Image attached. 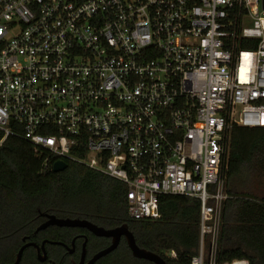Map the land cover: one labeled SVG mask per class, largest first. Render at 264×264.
I'll use <instances>...</instances> for the list:
<instances>
[{"label":"built area","instance_id":"built-area-1","mask_svg":"<svg viewBox=\"0 0 264 264\" xmlns=\"http://www.w3.org/2000/svg\"><path fill=\"white\" fill-rule=\"evenodd\" d=\"M234 126L264 127L262 0H0V145L124 183L133 219L197 198L190 264H249L217 260Z\"/></svg>","mask_w":264,"mask_h":264},{"label":"trees","instance_id":"trees-1","mask_svg":"<svg viewBox=\"0 0 264 264\" xmlns=\"http://www.w3.org/2000/svg\"><path fill=\"white\" fill-rule=\"evenodd\" d=\"M41 163L23 139L9 136L0 145V264L12 263L27 241L70 244L78 228L49 226L35 232L42 214L85 219L106 229L126 224L140 248L156 253L166 264H190L199 237L197 198L164 194L159 198L158 218L133 219L127 214L124 183L68 160L58 172L43 171ZM223 174L228 198L222 206L217 260L264 264V127L232 128ZM102 242L89 247L102 249L108 241ZM45 249L48 255L64 253L59 244L47 243ZM170 251L175 257L169 256ZM18 264L43 263L29 246ZM95 264L151 263L133 258L122 238Z\"/></svg>","mask_w":264,"mask_h":264},{"label":"water","instance_id":"water-1","mask_svg":"<svg viewBox=\"0 0 264 264\" xmlns=\"http://www.w3.org/2000/svg\"><path fill=\"white\" fill-rule=\"evenodd\" d=\"M262 8L264 10V0H262ZM66 167H67V164L65 161L56 160L53 163L52 170L54 172H58V171L64 170ZM42 216L45 217V221L42 222L36 228L35 232H37L39 230H44L45 228H47L49 226L69 227V228H85L96 236L105 237V238L110 239V244L107 247L96 252L91 257V259L87 262V264H93L98 259L104 257L105 255H107L110 252H112L113 250H115L117 248L121 238H124L128 248L131 252V255L134 258L147 260V261H150L154 264H166L165 260L163 258H161L159 255H157L156 253H153L151 251L140 248L136 244V242L134 240V236L131 233V231L128 229L126 224H122V225L114 227V228L106 229V228H103L101 226H97L96 224H94L88 220H85V219L68 218V217L67 218H61V217H56L55 215H52V214H42ZM22 240L24 242L25 238H22ZM47 243L59 244V245H62L64 248L68 249V246L65 243L59 242V241L43 240L40 244H36L34 242L27 241V242H24L23 245L17 251L14 261L12 263H6V264H18L20 259H21L23 250L29 246H32L35 249L37 259L40 262H44L46 260L45 244H47ZM71 246L72 247L74 246V239L71 242ZM81 248H82L81 249L82 260H81L80 264H83V257H84L85 250H86L85 249V242L82 243ZM47 264H53V263L49 262Z\"/></svg>","mask_w":264,"mask_h":264},{"label":"flooded vegetation","instance_id":"flooded-vegetation-1","mask_svg":"<svg viewBox=\"0 0 264 264\" xmlns=\"http://www.w3.org/2000/svg\"><path fill=\"white\" fill-rule=\"evenodd\" d=\"M44 221H45V217H43V221L42 222H44ZM103 238L108 241L107 242V246H108L110 244V239L109 238L96 236V235H94L93 233H91L90 231H88L85 228H78V231L76 232L74 237L71 239V242L74 239V246L73 247L71 246V242H70V244L67 245L68 249L63 247L64 253H62L60 255H55V254H52V253H50V255H48V253H47V251L45 249L46 260L44 262H42V263L43 264H47V263L51 262L53 264H80V262L82 260V256H81V249L82 248L81 247H82V243L85 242V249L86 250H85L84 257H83V264H87V262L91 259V257L96 252L101 250V249H98V248L94 249V250H91L90 247H89L90 244L93 243L94 247L95 246L97 247L100 243H103L102 242ZM135 259H137V258H135ZM145 261H147V260H145ZM96 262H94L93 264H95ZM148 262L151 263V264H154V263H152L150 261H148Z\"/></svg>","mask_w":264,"mask_h":264},{"label":"rangeland","instance_id":"rangeland-1","mask_svg":"<svg viewBox=\"0 0 264 264\" xmlns=\"http://www.w3.org/2000/svg\"><path fill=\"white\" fill-rule=\"evenodd\" d=\"M108 255V254H107ZM106 256V255H105Z\"/></svg>","mask_w":264,"mask_h":264},{"label":"bare ground","instance_id":"bare-ground-1","mask_svg":"<svg viewBox=\"0 0 264 264\" xmlns=\"http://www.w3.org/2000/svg\"><path fill=\"white\" fill-rule=\"evenodd\" d=\"M111 253V252H110Z\"/></svg>","mask_w":264,"mask_h":264}]
</instances>
